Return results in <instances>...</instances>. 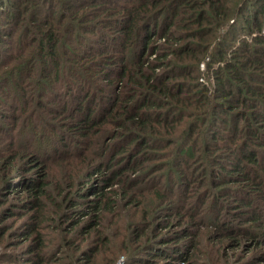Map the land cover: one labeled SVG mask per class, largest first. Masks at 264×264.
Listing matches in <instances>:
<instances>
[{
  "label": "trees",
  "instance_id": "1",
  "mask_svg": "<svg viewBox=\"0 0 264 264\" xmlns=\"http://www.w3.org/2000/svg\"><path fill=\"white\" fill-rule=\"evenodd\" d=\"M0 16V194L23 180L41 227L76 177L78 197L93 173L119 181L86 199L77 263L181 264L205 227L264 238V0H0ZM154 211L183 230L162 237ZM36 241L41 264L63 259Z\"/></svg>",
  "mask_w": 264,
  "mask_h": 264
},
{
  "label": "rangeland",
  "instance_id": "2",
  "mask_svg": "<svg viewBox=\"0 0 264 264\" xmlns=\"http://www.w3.org/2000/svg\"><path fill=\"white\" fill-rule=\"evenodd\" d=\"M235 15H237L236 11ZM0 18L3 17L0 16ZM236 18L240 19L241 16L238 15ZM32 175L36 179L39 178L34 173ZM79 179L80 177L74 179L76 183L69 201L66 192L63 196L56 194V203L49 201L46 204L44 207L46 216L42 215L39 219L41 227H37L34 219L36 218L35 212L26 211L23 202L30 197L25 192L23 180L16 181L10 192L0 194V204L3 203L0 208V264H41V259H39L41 250L36 241L39 234L42 235L43 241L45 240L42 252L46 256L57 255L63 258L46 264H79L73 259L77 252L74 247L79 241L82 248L89 247L88 244L92 242L90 234L94 230L93 227L89 229L93 224V214H90L91 211H87L86 199L95 200L100 197L101 192L111 190L112 185L113 188H119L118 180L110 185L107 184L106 178L93 173V176L87 178L90 180L86 186L88 189H84L86 195L78 197L76 194L79 188L78 184L81 185ZM50 186L49 189L53 192L52 186ZM3 188L4 186L1 187V189ZM82 208L84 212L81 215L79 210ZM205 213L207 214V212ZM201 215L204 216L205 214L201 213ZM151 221L158 228L157 232L162 237H169L174 232L183 230L179 221L173 220L171 217H163L159 211H154ZM196 229L197 225L189 226V232H194ZM87 230L90 231L84 233ZM120 230L116 226H111L105 229V232L116 234ZM121 240L122 237L119 236V245H121ZM95 244L93 243V245ZM169 248L170 243L166 240L161 245L154 246V250H159V253H163L165 251L162 250L167 251ZM164 256H154V264H163L169 258ZM126 261V259L118 260L116 264H126ZM181 264H264V238L257 240L245 238L243 235L230 237L228 234L224 235L213 231L211 227H205L200 231L194 257Z\"/></svg>",
  "mask_w": 264,
  "mask_h": 264
}]
</instances>
